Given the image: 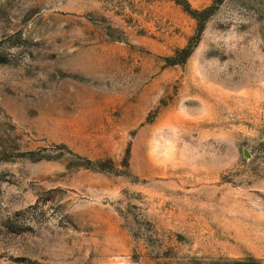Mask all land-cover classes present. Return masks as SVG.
Returning a JSON list of instances; mask_svg holds the SVG:
<instances>
[{"label":"rangeland","instance_id":"rangeland-1","mask_svg":"<svg viewBox=\"0 0 264 264\" xmlns=\"http://www.w3.org/2000/svg\"><path fill=\"white\" fill-rule=\"evenodd\" d=\"M223 257L264 264V0H0V264Z\"/></svg>","mask_w":264,"mask_h":264},{"label":"crops","instance_id":"crops-1","mask_svg":"<svg viewBox=\"0 0 264 264\" xmlns=\"http://www.w3.org/2000/svg\"><path fill=\"white\" fill-rule=\"evenodd\" d=\"M207 264H258L256 260L250 258H214Z\"/></svg>","mask_w":264,"mask_h":264},{"label":"trees","instance_id":"trees-1","mask_svg":"<svg viewBox=\"0 0 264 264\" xmlns=\"http://www.w3.org/2000/svg\"><path fill=\"white\" fill-rule=\"evenodd\" d=\"M196 12H197L196 10H193V12H191V13H193V15H195L194 13H196ZM196 17L199 21L201 20V18H198V16H196ZM202 19H204V17ZM192 49H193V44H190L187 47L183 48L182 51L184 52V57H187L191 53Z\"/></svg>","mask_w":264,"mask_h":264}]
</instances>
